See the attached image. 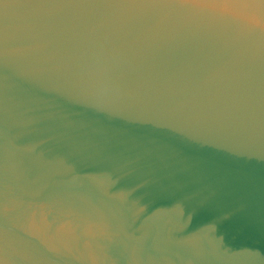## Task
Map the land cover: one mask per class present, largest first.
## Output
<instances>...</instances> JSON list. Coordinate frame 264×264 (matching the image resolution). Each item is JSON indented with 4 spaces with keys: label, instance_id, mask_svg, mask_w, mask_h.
<instances>
[{
    "label": "water",
    "instance_id": "obj_1",
    "mask_svg": "<svg viewBox=\"0 0 264 264\" xmlns=\"http://www.w3.org/2000/svg\"><path fill=\"white\" fill-rule=\"evenodd\" d=\"M0 264H264V0H0Z\"/></svg>",
    "mask_w": 264,
    "mask_h": 264
}]
</instances>
